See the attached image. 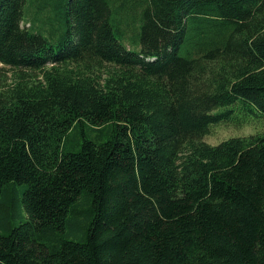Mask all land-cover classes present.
<instances>
[{"label":"trees","instance_id":"16d2710c","mask_svg":"<svg viewBox=\"0 0 264 264\" xmlns=\"http://www.w3.org/2000/svg\"><path fill=\"white\" fill-rule=\"evenodd\" d=\"M0 64V264H264V132L204 139L264 115V0H0Z\"/></svg>","mask_w":264,"mask_h":264},{"label":"rangeland","instance_id":"374dc122","mask_svg":"<svg viewBox=\"0 0 264 264\" xmlns=\"http://www.w3.org/2000/svg\"><path fill=\"white\" fill-rule=\"evenodd\" d=\"M2 66V71L12 74L13 69L10 66ZM219 109H223L222 107ZM235 113H239V109H236ZM248 121L243 122H222L212 125L210 134L204 136V139L210 143L216 144L224 139L231 136L238 135H249L253 133L264 132V115L260 111H255L247 115ZM87 132H89L88 126L86 127ZM21 192V190H20ZM3 218L4 222H9L10 224H16L20 220L19 209L15 207L11 210H4L0 208V219ZM1 221V220H0ZM6 227L0 224V232L4 231Z\"/></svg>","mask_w":264,"mask_h":264}]
</instances>
